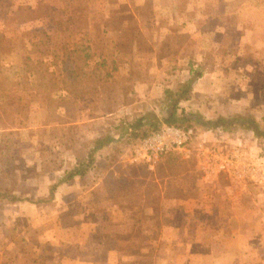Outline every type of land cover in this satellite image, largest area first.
Masks as SVG:
<instances>
[{
    "label": "rangeland",
    "instance_id": "rangeland-1",
    "mask_svg": "<svg viewBox=\"0 0 264 264\" xmlns=\"http://www.w3.org/2000/svg\"><path fill=\"white\" fill-rule=\"evenodd\" d=\"M157 5L0 0V193L20 199L0 202V264H264V137L187 120L194 139L179 162L126 161V128L165 124L188 81L177 115L246 117L264 130V47L251 34L238 46L234 31L161 32L172 19L159 21ZM91 151L85 174L60 182ZM142 177L160 186L150 192Z\"/></svg>",
    "mask_w": 264,
    "mask_h": 264
},
{
    "label": "crops",
    "instance_id": "crops-1",
    "mask_svg": "<svg viewBox=\"0 0 264 264\" xmlns=\"http://www.w3.org/2000/svg\"><path fill=\"white\" fill-rule=\"evenodd\" d=\"M150 2H158L157 5V17L159 21L162 15H166L172 19V22L156 23V29L164 33H189L190 37L195 40L199 36L200 41L208 40V37L217 31L230 32L234 31L237 37L238 46H243L246 41H250L248 36H253V43L256 47H264V40L256 36L261 34L264 38V0H147ZM165 1V2H162ZM183 3V9L180 13L184 19L182 21H176L175 18L179 17L177 13L180 4ZM177 9V10H176ZM188 12V15H187ZM186 18V20H185ZM174 23V24H173ZM158 24V25H157ZM211 33V34H210ZM210 34L209 36H207ZM202 37V38H201ZM112 140V139H111ZM110 140V141H111ZM73 179V178H71ZM71 179L67 180L70 181ZM64 181V182H67ZM14 195H8L3 197L0 193V202L14 204L20 199L13 197ZM12 197V198H11ZM32 202V201H31ZM33 203V202H32ZM258 202L252 201V213L259 210ZM262 217V216H261ZM236 238L243 239L244 235L238 233ZM235 237H230L233 239ZM216 245H218L216 243ZM214 245H208V248L204 251V257H208L211 254L216 253ZM109 251V250H108ZM242 255H246V249L242 248L240 251ZM112 250L108 252L109 256L112 254ZM249 254V253H247ZM262 254V253H260ZM203 257V258H204ZM95 261V257L92 256L88 259L82 258L76 261V264H92ZM75 264V262H74ZM239 264H250L247 263ZM258 264H261L258 262Z\"/></svg>",
    "mask_w": 264,
    "mask_h": 264
},
{
    "label": "trees",
    "instance_id": "trees-1",
    "mask_svg": "<svg viewBox=\"0 0 264 264\" xmlns=\"http://www.w3.org/2000/svg\"><path fill=\"white\" fill-rule=\"evenodd\" d=\"M190 88V81H188L185 86L180 89L177 93L174 94V99H172L170 101V103L168 104V107L166 108L163 116L161 117V121L165 124H171V125H176V126H180V127H184L183 122L184 121H192L194 122L197 126H199L200 128L203 129H208V130H214V129H221V130H226L230 125H232L233 123L237 122L238 124H244L246 125L255 135H259L264 137V130H261L258 128L257 124L250 118H246V117H222V116H218L216 118L213 119H204L202 117H200L199 114L196 113H187L186 115H177L176 112V104L178 102V100L180 98L183 97V95L185 94V92ZM167 92V91H166ZM144 119L142 117L137 118L134 123L132 125H130L127 129V137L125 139L126 143V147L127 146H132L135 142H137L140 138L144 137L145 135H147L148 133H150L151 131L157 129L156 123L155 122H149L146 124V127H144V131H140L142 126H145V123L143 121ZM186 127V126H185ZM111 139H97L95 142V147L92 149V151L96 148H99L102 145L107 144ZM92 151L88 154V156L85 159V162H79L78 164H75L74 167H72L71 169H69L68 171L64 172V176L63 178L60 180L61 181H67L71 178L74 177H81L85 174L86 169L89 167V165H91L93 159H92ZM180 157L177 155V153L175 151H168L166 152V158L165 160H167L168 162H171L173 164V162H179ZM136 176H141L140 174L136 173ZM143 179H139L138 181L140 182V184H147L150 192L155 191L158 189V185L160 186V183L157 181L158 178H151L148 179L147 181H144L145 177H142ZM143 180V181H142ZM156 182V183H155ZM56 183L52 184L48 191H49V197H52L53 195V190L55 188ZM174 189L176 187H173ZM157 194V192H155ZM3 197H8L6 195H3ZM12 198V197H11ZM158 200V195L157 197H155L154 200L150 201V202H154L157 203ZM153 211V207L150 208ZM151 217H147L144 218L146 220H150ZM159 226V224H157L156 228ZM141 241L143 243L144 246L142 247H148V242L146 238H141Z\"/></svg>",
    "mask_w": 264,
    "mask_h": 264
},
{
    "label": "built area",
    "instance_id": "built-area-1",
    "mask_svg": "<svg viewBox=\"0 0 264 264\" xmlns=\"http://www.w3.org/2000/svg\"><path fill=\"white\" fill-rule=\"evenodd\" d=\"M192 139H194V131L190 126L161 124L131 146L125 154L126 161L129 163L140 162L151 167L161 155L168 151L186 154ZM223 160V164L219 163V168L230 175L233 171L228 169V158L225 157Z\"/></svg>",
    "mask_w": 264,
    "mask_h": 264
}]
</instances>
